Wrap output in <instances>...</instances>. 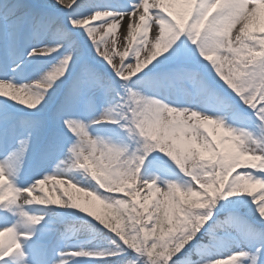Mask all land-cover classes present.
I'll return each instance as SVG.
<instances>
[{
    "label": "snow or ice",
    "instance_id": "6c2138e0",
    "mask_svg": "<svg viewBox=\"0 0 264 264\" xmlns=\"http://www.w3.org/2000/svg\"><path fill=\"white\" fill-rule=\"evenodd\" d=\"M0 264H264V0H0Z\"/></svg>",
    "mask_w": 264,
    "mask_h": 264
},
{
    "label": "rangeland",
    "instance_id": "374dc122",
    "mask_svg": "<svg viewBox=\"0 0 264 264\" xmlns=\"http://www.w3.org/2000/svg\"><path fill=\"white\" fill-rule=\"evenodd\" d=\"M50 187H51V186H47V188H48L49 190H50ZM49 194H51V192H50V191H49Z\"/></svg>",
    "mask_w": 264,
    "mask_h": 264
}]
</instances>
